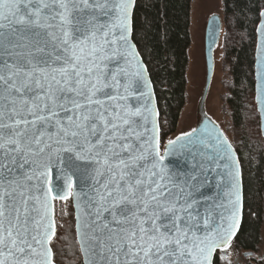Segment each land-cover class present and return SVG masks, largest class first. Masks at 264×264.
Listing matches in <instances>:
<instances>
[{
  "label": "snow or ice",
  "instance_id": "6c2138e0",
  "mask_svg": "<svg viewBox=\"0 0 264 264\" xmlns=\"http://www.w3.org/2000/svg\"><path fill=\"white\" fill-rule=\"evenodd\" d=\"M136 9L0 0V264H65L54 202L69 198L70 264H220L246 236L242 164L253 158L242 153L264 142V0L231 5L229 22L256 37L254 96L238 121L247 135L235 146L210 118L169 136ZM226 87L222 99L236 103Z\"/></svg>",
  "mask_w": 264,
  "mask_h": 264
},
{
  "label": "trees",
  "instance_id": "16d2710c",
  "mask_svg": "<svg viewBox=\"0 0 264 264\" xmlns=\"http://www.w3.org/2000/svg\"><path fill=\"white\" fill-rule=\"evenodd\" d=\"M191 2L192 0H137L135 11L137 33L140 38L138 49L156 89L158 106L162 110L163 118L172 128L169 136L175 131L185 104L187 50L191 42L189 33ZM225 3L228 7H225ZM232 3L233 0H222L221 21L225 32L223 60L230 74V81L226 84L233 86L231 94L236 99L234 104L225 99L232 130L234 126L237 129L234 139L230 141L235 146L238 139L247 135L240 128L238 121L246 119L244 113L247 109L244 106L254 96L256 37L254 34L251 37L249 35L251 25L245 32L242 27L229 22L232 19ZM237 107L242 111L234 114L233 109ZM253 140L249 141L252 143L251 149L245 148L242 153V155L250 153L253 158L250 163L245 161L242 164L244 197L242 227L246 236L233 241L234 249L242 253L258 250L264 220V163L257 165L264 143L256 138ZM54 204L57 233L64 237V241L59 243L68 250L69 258L65 260V264H70L71 248L75 243L72 205L70 200L56 201ZM57 243L53 241L54 245Z\"/></svg>",
  "mask_w": 264,
  "mask_h": 264
},
{
  "label": "rangeland",
  "instance_id": "374dc122",
  "mask_svg": "<svg viewBox=\"0 0 264 264\" xmlns=\"http://www.w3.org/2000/svg\"><path fill=\"white\" fill-rule=\"evenodd\" d=\"M222 20V0H192L190 9V45L187 50L188 66L186 72L185 104L180 112L175 131L170 135L174 137L181 132L191 131L200 123L202 117L214 121L229 141L234 139L231 119L225 104L223 95L227 92L225 84L230 81L228 67L223 60L224 29L222 27L220 38L213 50V70L206 94L207 69L204 58V34L207 20L213 16ZM260 256L264 251V220L261 229V243L258 247ZM234 251V247L228 250L225 260L221 264H247L250 261L248 255ZM247 254V253H245ZM264 264V262H261Z\"/></svg>",
  "mask_w": 264,
  "mask_h": 264
},
{
  "label": "water",
  "instance_id": "95a60500",
  "mask_svg": "<svg viewBox=\"0 0 264 264\" xmlns=\"http://www.w3.org/2000/svg\"><path fill=\"white\" fill-rule=\"evenodd\" d=\"M218 19L214 20L213 16H211L206 23V28H205V34H204V58H205V63H206V69H207V76H206V89L209 85V81L212 75V69H213V50L215 46L217 45L219 38H220V33L222 29V21L221 19L216 16ZM255 57V53H254ZM255 82V79H254ZM205 124H208V118L202 117L200 123L196 126V128L199 130L204 127ZM211 124H208V127H211ZM264 143V142H263ZM170 164L173 167H179V168H185L186 165L182 163L181 159L178 158H169ZM208 193L214 194L215 189L210 188L207 190ZM72 209H73V215H74V230H75V208H74V203L71 198H69ZM59 201V200H57ZM56 202V201H55ZM61 202V201H60Z\"/></svg>",
  "mask_w": 264,
  "mask_h": 264
},
{
  "label": "flooded vegetation",
  "instance_id": "af4514ba",
  "mask_svg": "<svg viewBox=\"0 0 264 264\" xmlns=\"http://www.w3.org/2000/svg\"><path fill=\"white\" fill-rule=\"evenodd\" d=\"M212 70H213V69H212ZM211 76H212V75H211ZM210 79H211V78H210ZM209 83H210V81H209ZM208 86H209V85H208ZM207 89H208V87H207ZM207 89H206V84H205L204 94H206ZM234 251H236V250L234 249ZM250 253H252V255L249 256L250 261H249L247 264H261L262 261H260V260L258 259V257L260 256L259 251H258V250H257V251H252V252H250ZM263 255H264V251H263ZM242 256L245 257L246 254L244 253Z\"/></svg>",
  "mask_w": 264,
  "mask_h": 264
}]
</instances>
